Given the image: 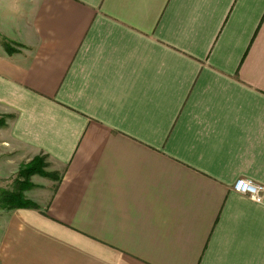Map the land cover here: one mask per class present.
I'll return each mask as SVG.
<instances>
[{"label": "crops", "instance_id": "crops-1", "mask_svg": "<svg viewBox=\"0 0 264 264\" xmlns=\"http://www.w3.org/2000/svg\"><path fill=\"white\" fill-rule=\"evenodd\" d=\"M0 20V183L37 156L60 176L0 210V264H264V192L232 191L264 188V0H0Z\"/></svg>", "mask_w": 264, "mask_h": 264}, {"label": "rangeland", "instance_id": "rangeland-1", "mask_svg": "<svg viewBox=\"0 0 264 264\" xmlns=\"http://www.w3.org/2000/svg\"><path fill=\"white\" fill-rule=\"evenodd\" d=\"M6 1H8V0H6ZM0 21H2V20H0ZM0 123H4V120L0 119ZM37 157L40 158L41 164L43 165V168L41 170L46 174L45 177L37 175L39 177L38 181L40 182V180L42 179L43 184H47V182H48V183H52L54 185V183L59 181L60 176L57 173L50 172V168L47 167V163L43 157H41V156H37ZM32 160H30L29 162H27L25 164H22L19 169H22L23 167H25L26 165L31 163ZM32 177H33V175H32ZM32 177H30L29 179L24 181L23 178L18 176V172H17V175L15 176V178L11 179L10 181L8 180V181H4V182L0 183V210H5L3 208L6 207V205H7L6 201H5V198L7 197L6 194H15L18 191H21V188L25 189L22 192L23 198L25 200L29 201L28 199H26L24 193L28 190L33 189V184L30 182ZM27 185H28V188H25V187H27ZM35 187H37V186H35ZM29 202H31V201H29Z\"/></svg>", "mask_w": 264, "mask_h": 264}, {"label": "trees", "instance_id": "trees-1", "mask_svg": "<svg viewBox=\"0 0 264 264\" xmlns=\"http://www.w3.org/2000/svg\"><path fill=\"white\" fill-rule=\"evenodd\" d=\"M4 50L7 53V55L14 54L16 50L12 49L9 44H4ZM3 123H0V125ZM43 168V165L41 164V160L38 157H35L31 163L23 167L22 169H19L18 176L23 178L24 181L32 177V175H38L45 177L46 174L41 170ZM28 188V185L27 187ZM25 189L21 188V191H18L15 194H6V207L3 209L5 210H14V209H37V206L34 204V202H29L25 200L22 196V192Z\"/></svg>", "mask_w": 264, "mask_h": 264}, {"label": "built area", "instance_id": "built-area-1", "mask_svg": "<svg viewBox=\"0 0 264 264\" xmlns=\"http://www.w3.org/2000/svg\"><path fill=\"white\" fill-rule=\"evenodd\" d=\"M232 191L239 196L259 204L262 202L264 188L259 184L246 179H238L232 186Z\"/></svg>", "mask_w": 264, "mask_h": 264}]
</instances>
